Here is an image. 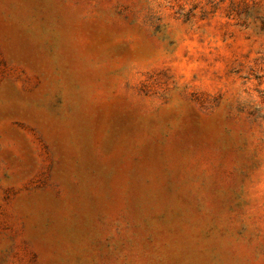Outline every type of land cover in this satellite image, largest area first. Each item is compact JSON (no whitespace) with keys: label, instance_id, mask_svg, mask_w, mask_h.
<instances>
[{"label":"rangeland","instance_id":"rangeland-1","mask_svg":"<svg viewBox=\"0 0 264 264\" xmlns=\"http://www.w3.org/2000/svg\"><path fill=\"white\" fill-rule=\"evenodd\" d=\"M0 264H264V0H0Z\"/></svg>","mask_w":264,"mask_h":264}]
</instances>
